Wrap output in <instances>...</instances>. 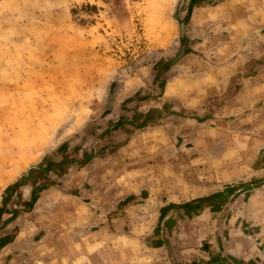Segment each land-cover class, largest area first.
I'll list each match as a JSON object with an SVG mask.
<instances>
[{"label": "rangeland", "instance_id": "374dc122", "mask_svg": "<svg viewBox=\"0 0 264 264\" xmlns=\"http://www.w3.org/2000/svg\"><path fill=\"white\" fill-rule=\"evenodd\" d=\"M262 3L0 0V195L48 169L66 171L119 218L111 221L125 234L118 240L157 229L154 242L164 245L149 264H173L177 249L199 242L206 249L217 215L190 214L178 228L176 210L186 199L209 205L222 191L208 159L235 145L236 129L250 143L263 139ZM224 103L232 120L199 127ZM258 182L235 185L246 193ZM163 202L176 209L164 217L168 230L154 215Z\"/></svg>", "mask_w": 264, "mask_h": 264}, {"label": "crops", "instance_id": "0c3cea01", "mask_svg": "<svg viewBox=\"0 0 264 264\" xmlns=\"http://www.w3.org/2000/svg\"><path fill=\"white\" fill-rule=\"evenodd\" d=\"M203 2L197 6L202 8ZM216 5L211 10L217 8ZM205 12L203 10V19L208 20ZM263 87L262 82L256 86L259 90ZM224 104L213 116L205 119L211 121L209 125L199 127L210 132L220 127L221 120L225 123L232 120L233 104ZM222 114L227 117L222 118ZM260 120L253 124H260ZM222 130L235 129L224 125ZM236 130L242 131L244 127ZM241 131L232 136L236 141L233 147H221L218 152L222 155L211 154L208 159L219 168V177L224 184L222 191L214 194V199L207 200L209 205H202L205 200L186 199L179 208L182 211H179L170 207L173 203L163 202L154 213L166 230L171 227L172 220H164V217L171 209L181 217L177 218L178 221L175 218L178 228L190 214L197 218L206 214L217 215L214 219L216 226L205 240L209 242L207 248L204 249V243L199 242L197 248L193 244L184 251L177 249L173 264H264V136L253 144ZM56 172L48 169L37 181H26L12 187L9 194L0 195V264H149L147 259H154V247L164 245L159 240L154 242L152 232L157 230L155 227L149 229V238L138 240L127 234L128 241L118 240L125 234H117L113 228L111 221L119 218L113 217L112 210L105 211V207L93 204V196L83 193V184H74L66 171L59 175ZM239 181H259L256 184L258 189L246 194L243 191L245 186L235 185ZM75 186L79 190L72 193ZM223 197L227 201L219 209L217 205ZM210 199L214 201L211 204ZM160 263L170 264L169 258Z\"/></svg>", "mask_w": 264, "mask_h": 264}, {"label": "trees", "instance_id": "16d2710c", "mask_svg": "<svg viewBox=\"0 0 264 264\" xmlns=\"http://www.w3.org/2000/svg\"><path fill=\"white\" fill-rule=\"evenodd\" d=\"M169 64V63H168Z\"/></svg>", "mask_w": 264, "mask_h": 264}]
</instances>
